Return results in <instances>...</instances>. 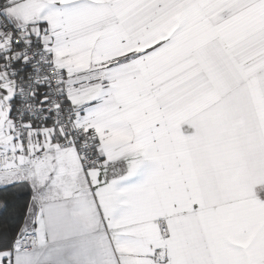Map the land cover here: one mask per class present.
I'll return each instance as SVG.
<instances>
[{"label": "snow or ice", "instance_id": "1", "mask_svg": "<svg viewBox=\"0 0 264 264\" xmlns=\"http://www.w3.org/2000/svg\"><path fill=\"white\" fill-rule=\"evenodd\" d=\"M0 264H264V0H0Z\"/></svg>", "mask_w": 264, "mask_h": 264}]
</instances>
